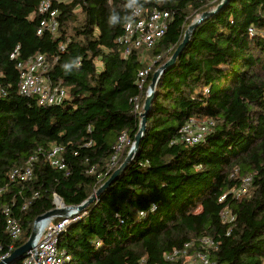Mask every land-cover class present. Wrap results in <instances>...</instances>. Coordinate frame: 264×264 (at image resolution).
Here are the masks:
<instances>
[{
  "label": "trees",
  "instance_id": "trees-1",
  "mask_svg": "<svg viewBox=\"0 0 264 264\" xmlns=\"http://www.w3.org/2000/svg\"><path fill=\"white\" fill-rule=\"evenodd\" d=\"M42 1L0 0V246L10 255L55 207V194L78 206L124 162L141 122L136 99L143 106L154 73L196 15L223 0L54 1L58 29L39 35ZM134 6L168 11L170 23L153 48L125 58L118 40ZM143 52L154 65L140 89ZM38 54L66 89L62 104L41 106L20 93L17 64ZM154 99L125 171L60 235L66 264H189L166 259L189 242V255L205 253L209 264H264V0H232L205 18L164 70ZM192 119L214 122L197 144L182 139ZM122 136L129 145L111 168ZM55 146L63 148L64 169L47 159ZM29 163L31 178L11 182V172ZM248 176L249 191L237 197ZM7 207L21 226L17 239L7 230Z\"/></svg>",
  "mask_w": 264,
  "mask_h": 264
},
{
  "label": "built area",
  "instance_id": "built-area-1",
  "mask_svg": "<svg viewBox=\"0 0 264 264\" xmlns=\"http://www.w3.org/2000/svg\"><path fill=\"white\" fill-rule=\"evenodd\" d=\"M54 1L60 0H44L40 4L39 11L47 17L41 22L38 34L41 35L45 31L55 33L59 26L58 11L52 8ZM170 23V13L168 11L154 10L150 14H146L143 9L139 7H132V19L124 26V35L118 40L121 45L125 47L123 55L126 58L134 49H151L166 33ZM18 48L11 55V58L17 56ZM20 71V93L26 97H36L38 104L41 106H54L62 104L67 98L66 89L61 83H55L48 76L49 63L45 56L38 54L34 58L22 61L17 64ZM148 70H142L138 75V85L140 89L145 86ZM149 88L146 92V96ZM141 108L139 99H136L135 111ZM214 127L213 121H206L198 123L192 119L183 128L182 139L188 144H197L205 140L206 136L212 132ZM126 141V137L122 136L120 142ZM129 143V140H128ZM119 146V145H118ZM116 155L112 159L111 167L115 165ZM63 148L60 146L53 147L47 154V159L51 165L64 169L65 164L62 159ZM35 157L31 158L30 162H34ZM32 163L27 167H21L13 170L10 174V181H26L31 178L33 170ZM252 176L245 178L241 189L237 193V197L244 194L249 187ZM6 188L0 190V193ZM58 195H54V208L63 207L62 204L57 203ZM7 230L13 239H17L21 234V226L18 220L12 216V211L9 207L5 210ZM81 213L70 212L65 216H53L43 219L37 223L38 234L34 241L32 248L24 257L23 264H66L71 261V257L67 251L59 248L60 235L66 232L68 226L80 217ZM221 216L225 222L233 223L235 217L230 214L228 210H224ZM208 246H212L213 242L210 239L202 241ZM192 243H186L183 248L176 249L166 256L169 261H175L180 258H187L189 256V249ZM12 250V246L9 247ZM3 249L0 246V262L10 256V251L2 253ZM198 264H209V258L205 253L199 252L196 255Z\"/></svg>",
  "mask_w": 264,
  "mask_h": 264
},
{
  "label": "water",
  "instance_id": "water-1",
  "mask_svg": "<svg viewBox=\"0 0 264 264\" xmlns=\"http://www.w3.org/2000/svg\"><path fill=\"white\" fill-rule=\"evenodd\" d=\"M232 0H223L219 6H217V8H215L212 11H206L203 12L198 18L197 20H195L185 31L184 34V39L181 42V44L178 46V48L176 49V51L173 53V55L170 57V59L163 65L161 66L158 70H156V72L153 75L152 78V82L149 86V91L145 98L144 104H143V111L140 114V118H141V122H140V127H139V131L135 137V140L133 142L132 147L130 148L126 159L124 160V162L112 173V175L110 176V178L103 183L92 195L89 199H87L85 202H83L82 204L78 205V206H67L65 205V203L63 202L62 198L58 196V199L60 201V204L63 205V207H59V208H53L52 210L46 212L45 214L39 216L37 218V220L34 223L33 226V230L31 232V235L28 239V241L23 244L21 247L17 248L9 257H7L6 259H4L3 261L0 262V264H11L13 262H15L16 260L20 259V258H24L26 256V254L28 253V251L32 248L34 241L37 237L38 234V228H37V223L43 219L46 218H50L53 216H65L67 214H69L70 212H73V214L75 213H82L91 202H93L106 188H108L127 168L128 164L131 162V160L133 159V157L135 156V154L138 152L139 150V143L140 140L142 139V137L145 134L146 131V125H147V116L150 110V107L152 106V104L154 103L155 99V90L156 87L161 79V76L164 72L165 69L170 68L171 66H173L176 63V60L178 58V56L180 55V53L182 52V50L184 49V47L187 45L191 35L193 34L194 30L197 28V26L202 23V21L211 16L212 14L216 13L217 11H219L223 5L225 3H228Z\"/></svg>",
  "mask_w": 264,
  "mask_h": 264
},
{
  "label": "rangeland",
  "instance_id": "rangeland-1",
  "mask_svg": "<svg viewBox=\"0 0 264 264\" xmlns=\"http://www.w3.org/2000/svg\"><path fill=\"white\" fill-rule=\"evenodd\" d=\"M214 9H215V8H213L212 10H214ZM212 10H210V11H212ZM76 12L80 15V13H79L80 11H79V10H77ZM200 15H201V14L196 15V17L193 19V22H194L195 20H197V18H198ZM80 17H81V16H80ZM141 54L144 55V59H145V61H146L147 68H146L145 70L151 69V68L153 67V65H154L153 58L151 59V58H150V55H149V54L146 55L145 52H143V53H141ZM97 65H98V68H99V69L102 68L100 62H98ZM143 104H144V103H143ZM142 110H143V106H141V108L139 109L138 112L141 113ZM128 145H129V143H128V139H127V138H126V141L124 140L123 142H120L119 146H120L121 148L117 150V157H116V159H115V165H114V167H116L117 163L119 162L120 158L122 157V155H123V153H124L125 148H126ZM132 145H133V143H132ZM132 145H131V147H132ZM119 146H118V147H119ZM114 167H111V168H114ZM118 167H119V166H118ZM248 191H249V189L246 190L245 194H246ZM196 255H197V254H195L193 257H191V256L189 255V256H188L187 258H185V259L188 261L189 264H198L197 259H196Z\"/></svg>",
  "mask_w": 264,
  "mask_h": 264
},
{
  "label": "clouds",
  "instance_id": "clouds-1",
  "mask_svg": "<svg viewBox=\"0 0 264 264\" xmlns=\"http://www.w3.org/2000/svg\"><path fill=\"white\" fill-rule=\"evenodd\" d=\"M116 19V17L115 16H112L111 18H110V22L111 21H114ZM63 67L65 68V69H68L69 67H70V65L69 64H65V65H63Z\"/></svg>",
  "mask_w": 264,
  "mask_h": 264
},
{
  "label": "bare ground",
  "instance_id": "bare-ground-1",
  "mask_svg": "<svg viewBox=\"0 0 264 264\" xmlns=\"http://www.w3.org/2000/svg\"><path fill=\"white\" fill-rule=\"evenodd\" d=\"M57 203H58V204H60V201H59V199H57Z\"/></svg>",
  "mask_w": 264,
  "mask_h": 264
}]
</instances>
